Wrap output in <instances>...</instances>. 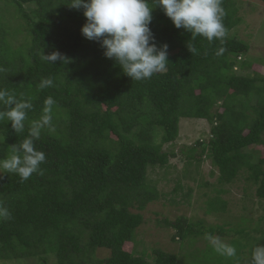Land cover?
I'll return each instance as SVG.
<instances>
[{
    "label": "trees",
    "instance_id": "trees-1",
    "mask_svg": "<svg viewBox=\"0 0 264 264\" xmlns=\"http://www.w3.org/2000/svg\"><path fill=\"white\" fill-rule=\"evenodd\" d=\"M3 2L13 6L11 16L20 23L12 33L2 23L6 12L0 8V88L30 100L33 108L22 133H15L7 119L0 120V159L8 158L11 146L28 135L48 96L56 104L55 132L45 129L35 141L46 156L40 173L21 183L18 175L0 169V203L11 214L0 220V261L49 264L52 257V264H190L191 260L198 264L205 242L193 248L195 239L230 234L224 242L237 249V256L222 257L207 244L212 264H249L253 248L264 246V215L253 226H246V214L231 224L224 217L227 202L222 189L205 201V212L226 222L205 226L203 220L183 216L163 219V224L174 227V237L190 238L191 248L124 249L143 221L142 214L132 209L142 210L158 197L156 185L148 181V168L168 166L171 157L183 158V177L209 158L220 185L242 176L264 200V75L256 70L253 75L245 73L254 64L241 59L249 44L229 35L242 20L237 0H223L227 13L223 44L202 36L192 39L156 6L149 27L158 47L168 45V65L166 72L143 81L131 80L103 55L98 42L82 36L83 10L69 7L71 0ZM13 34H22L19 44L10 40ZM220 47L225 51L217 56ZM54 50L66 62L51 65L41 59V51L47 55ZM49 77L54 87L40 89L41 80ZM253 96L256 103L250 105ZM0 110L7 109L0 106ZM184 118L207 120L209 138L184 144L177 153L172 145ZM163 144H170L169 149ZM180 188L177 184L174 189ZM188 196L189 192L181 193L183 201ZM101 249L108 254L100 257Z\"/></svg>",
    "mask_w": 264,
    "mask_h": 264
},
{
    "label": "clouds",
    "instance_id": "clouds-1",
    "mask_svg": "<svg viewBox=\"0 0 264 264\" xmlns=\"http://www.w3.org/2000/svg\"><path fill=\"white\" fill-rule=\"evenodd\" d=\"M222 5L223 0H71L68 6L83 10L82 36L98 42L103 55L114 60L131 80L143 81L166 72L168 65V45L158 47L149 27L151 13L156 6L163 10L175 28L190 33L192 39L202 36L209 42L218 40L223 44L227 36L223 20L227 13ZM188 49L192 54L197 53L194 47L188 46ZM224 51L225 48L220 47L216 55H222ZM40 55L51 65L57 61L66 62L58 50L47 55L41 51ZM50 87H54L53 79L43 78L39 88ZM55 104L53 97L48 96L44 100L41 117L31 122L28 135L18 146H11L12 154L8 158L0 159V169L18 175L21 183L33 173H40V165L46 160L45 153L36 149L35 141L40 139L45 129L55 132ZM0 106L7 109L0 110V120L11 122L15 133L24 132L28 112L33 108L30 100L17 99L13 92L0 88ZM10 218L8 208L0 203V220ZM206 238L218 255L225 258L237 256V249L220 237L207 234ZM249 264H264V246L253 248Z\"/></svg>",
    "mask_w": 264,
    "mask_h": 264
},
{
    "label": "rangeland",
    "instance_id": "rangeland-1",
    "mask_svg": "<svg viewBox=\"0 0 264 264\" xmlns=\"http://www.w3.org/2000/svg\"><path fill=\"white\" fill-rule=\"evenodd\" d=\"M237 5L238 15L242 20L229 31V35H234L239 40L249 44L250 48L248 52L243 54L241 59L252 61L254 64L245 73L253 75L257 71L256 73L262 76L264 75V3L259 0H237ZM0 8L6 12H3L1 15L2 23H6L12 33L15 32L16 22L20 23V20H13L11 16L13 14V6L7 5L3 0H0ZM9 11L11 13H7ZM10 40L15 45L19 44L22 40V34L17 36L13 34ZM258 59H262V62L259 61L257 63ZM237 70L239 71V69ZM255 103L256 97L253 96L251 97L250 105H254ZM209 127V123L205 119L184 118L180 120L178 138L176 139L175 146L172 145L175 152L178 153L179 148L184 144L190 145L195 144L198 140H207L209 138ZM169 146L170 144H163V149L167 150ZM168 163V166L166 165L163 168L155 166L147 170L148 181L156 185L158 197L149 201L142 210L132 209V211L142 214L143 221L135 232L134 240L131 243H125V250L136 252L142 249L146 250L145 248H150L151 245H160L167 250H175V248H179L180 246H186L185 248L190 247L191 245L188 242L190 238L184 235L182 241L174 237L173 235L176 232L174 227H168L162 221L165 218L173 221L177 217L183 216L190 221L203 220L205 226H214L226 222L224 221L225 219L223 220L205 212V201L208 197L215 196L217 192L215 190H224L221 194L227 202L224 217L231 224L236 223L239 215L246 214V226L248 224L253 226L252 224L258 222V219L264 215V200L258 199L255 196L254 185L246 182L242 176L233 183L220 185L217 181L218 170L209 158L205 157L202 159L198 168L192 165L193 173L185 177L182 176L183 158L181 155L180 157H171ZM203 182H208L211 186L204 187L201 185ZM177 184L181 186L179 190L174 189ZM187 192H189V199L188 201H183L181 193ZM203 192H207L208 195H203ZM172 200L180 203L177 204ZM262 225H264L263 222ZM230 237L229 234V236L221 239L224 241ZM207 240L202 237L195 239L193 248H201L205 242V248L200 249L203 252L197 256L200 259L198 264L213 263L212 254H210L209 248L206 246L210 244ZM107 254V250H98L100 257H104ZM49 262V264L53 263L52 257H50ZM196 262L197 260H194V262L191 260L190 264H197ZM0 264L28 263L20 259L4 260L0 261Z\"/></svg>",
    "mask_w": 264,
    "mask_h": 264
}]
</instances>
